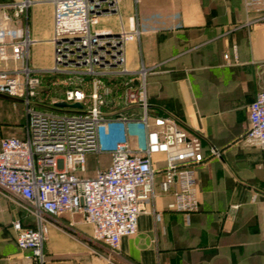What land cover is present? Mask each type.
I'll use <instances>...</instances> for the list:
<instances>
[{
  "label": "crops",
  "instance_id": "0c3cea01",
  "mask_svg": "<svg viewBox=\"0 0 264 264\" xmlns=\"http://www.w3.org/2000/svg\"><path fill=\"white\" fill-rule=\"evenodd\" d=\"M29 1L7 25L28 31L29 65L48 69L54 64L53 5ZM132 17L141 34L127 41V67H153L147 78L152 109L201 134L199 210L188 215L169 208L177 186L163 190L165 157L156 155L154 197L139 216L137 234L122 239L118 254L95 242L80 216L64 214L50 230L40 263L15 241L13 223L29 227L30 218L0 190V264H264V152L244 140L248 107L264 89V2L248 8L244 0H119L118 15L104 19L101 29L118 33ZM26 129L24 104L0 95V140L23 139ZM211 148L222 157H211ZM110 162L107 155L101 169Z\"/></svg>",
  "mask_w": 264,
  "mask_h": 264
},
{
  "label": "built area",
  "instance_id": "2783aa9c",
  "mask_svg": "<svg viewBox=\"0 0 264 264\" xmlns=\"http://www.w3.org/2000/svg\"><path fill=\"white\" fill-rule=\"evenodd\" d=\"M95 1L51 0V41L58 51L79 48L83 71L68 70L57 57L51 68L31 67L28 31L7 25L20 18L30 1L0 4V95L21 101L27 115L23 139L0 140V190L11 194L30 218L29 227L13 223L15 241L40 263L50 230L64 214L80 216L92 227V239L118 254L122 239L137 234L139 216L154 197L156 155L165 157L159 170L163 190L177 186L169 208L190 215L200 207L197 169L205 159L200 132L190 134L177 116L152 109L147 78L153 67H127V41L141 34L135 18L128 27L121 24L119 36L106 37L112 32L98 28ZM244 1L248 8L264 2ZM100 58L120 70H96ZM60 103L81 108L57 107ZM248 120L244 140L264 152V89L249 105ZM209 153L222 157L216 148ZM102 154L111 157L108 168L86 176L88 157ZM151 213L161 220L155 209Z\"/></svg>",
  "mask_w": 264,
  "mask_h": 264
},
{
  "label": "rangeland",
  "instance_id": "374dc122",
  "mask_svg": "<svg viewBox=\"0 0 264 264\" xmlns=\"http://www.w3.org/2000/svg\"><path fill=\"white\" fill-rule=\"evenodd\" d=\"M95 2H96L95 7L97 9L98 14L101 17L100 18V25L98 26V28H102L103 26H105L104 23H102L104 19H112L113 16L118 15L119 0H118V4L115 0H96ZM110 27H109L110 29L115 28L114 25H112V26L110 25ZM113 34H116V36H119V32L118 33L112 32L110 35L106 34L107 35L106 37H111ZM103 37L104 36H102V35L99 36V38H103ZM106 45H107V43H106ZM106 45L102 46L101 48H104ZM80 51L81 50H79V48L74 49V48H67L65 46L61 47V51H58L57 48H55V46H54V58L57 57V59H59L60 62H62L65 66H68V70L83 71L84 68H82V65L80 67V60H81L80 58H82L83 53H81ZM96 51L97 50H95V52ZM109 53L110 52H108L107 54H109ZM105 57H107V56H105ZM102 58L95 60V62L98 63V67H96V70L107 71V72H112V73H115L118 70H120L119 68H117V65L115 63L110 64L108 59L105 62V61H103ZM107 64H108V66H107ZM112 76L114 78H117L114 75H112ZM111 79L115 80L113 78H111ZM111 131H114V128H111ZM117 136L118 135H115V138H113L114 141L116 140ZM133 136H134L133 144H136L137 143V140H136L137 135L135 134ZM107 155L110 156L109 154L100 155L101 157H99V161H100L99 164L97 163L96 156H89L87 159L88 173L86 174V176L91 177L92 175H94L95 170L106 167L108 165V164H106Z\"/></svg>",
  "mask_w": 264,
  "mask_h": 264
},
{
  "label": "water",
  "instance_id": "95a60500",
  "mask_svg": "<svg viewBox=\"0 0 264 264\" xmlns=\"http://www.w3.org/2000/svg\"><path fill=\"white\" fill-rule=\"evenodd\" d=\"M57 107H61V108H67V107H71V108H81L80 104H74V105H67L65 103H60L57 105Z\"/></svg>",
  "mask_w": 264,
  "mask_h": 264
}]
</instances>
